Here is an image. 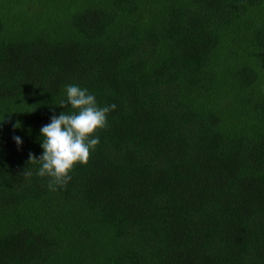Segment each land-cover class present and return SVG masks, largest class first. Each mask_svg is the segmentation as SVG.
<instances>
[{"label": "trees", "instance_id": "obj_1", "mask_svg": "<svg viewBox=\"0 0 264 264\" xmlns=\"http://www.w3.org/2000/svg\"><path fill=\"white\" fill-rule=\"evenodd\" d=\"M69 84L116 108L50 187ZM0 264H264V0H0Z\"/></svg>", "mask_w": 264, "mask_h": 264}, {"label": "clouds", "instance_id": "obj_2", "mask_svg": "<svg viewBox=\"0 0 264 264\" xmlns=\"http://www.w3.org/2000/svg\"><path fill=\"white\" fill-rule=\"evenodd\" d=\"M64 94L60 106L76 111L53 115L40 129L42 154L38 158L29 155V161L39 165L35 174L50 178V187L65 185L73 166L87 162L90 151L100 142L93 134L106 127L108 114L116 108L115 104L99 106L95 95L77 84L66 85ZM14 140L18 146L22 144L19 136Z\"/></svg>", "mask_w": 264, "mask_h": 264}]
</instances>
